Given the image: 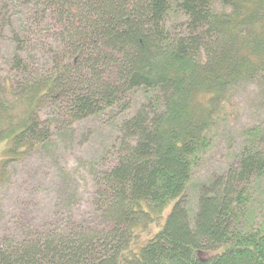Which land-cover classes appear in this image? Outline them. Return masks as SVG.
<instances>
[{"label": "trees", "instance_id": "1", "mask_svg": "<svg viewBox=\"0 0 264 264\" xmlns=\"http://www.w3.org/2000/svg\"><path fill=\"white\" fill-rule=\"evenodd\" d=\"M211 1L36 0L59 23L54 73L27 84L20 77L8 98L0 88L5 152L16 158L48 138L41 102L71 122L129 110L134 90L143 100L117 124L115 162L94 175L105 225L0 243V264H264V219L253 224L248 211L253 185L264 178L261 129L199 187L196 210L186 204L228 92L240 80L264 78V0H220L227 12ZM171 11L185 19L169 25ZM17 56L13 67L28 71ZM148 225L154 234L135 250L137 230Z\"/></svg>", "mask_w": 264, "mask_h": 264}, {"label": "rangeland", "instance_id": "2", "mask_svg": "<svg viewBox=\"0 0 264 264\" xmlns=\"http://www.w3.org/2000/svg\"><path fill=\"white\" fill-rule=\"evenodd\" d=\"M36 0H0V88L8 97L15 80L26 84L51 77L54 73L53 49L57 45L58 21ZM216 12L229 8L220 0L211 1ZM185 17L171 11L166 23L174 25ZM17 36V38L15 37ZM18 55L28 71L13 67ZM15 87V85H14ZM19 94V90L13 88ZM129 110L119 107L97 115L68 122L53 109L49 100L36 107L40 121L50 122L48 138L24 155L12 158L4 150L9 141H0V243L17 244L29 237L69 230L102 227L94 202L95 173L115 162L111 145L118 132L117 124L137 108L143 100L142 91L134 90ZM17 99V97H14ZM18 100L14 102V107ZM262 130L264 143V78L240 80L228 92L211 130V144L193 169L186 191L190 212L196 210L199 187L222 173L235 159L251 130ZM261 129V130H260ZM255 142V141H251ZM264 145V144H263ZM248 211L257 224L264 219V178L253 185ZM174 200L158 221L163 224ZM136 250L154 234L153 225L137 230Z\"/></svg>", "mask_w": 264, "mask_h": 264}]
</instances>
